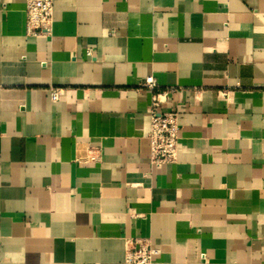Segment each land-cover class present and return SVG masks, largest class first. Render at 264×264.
<instances>
[{
    "label": "crops",
    "instance_id": "1",
    "mask_svg": "<svg viewBox=\"0 0 264 264\" xmlns=\"http://www.w3.org/2000/svg\"><path fill=\"white\" fill-rule=\"evenodd\" d=\"M26 19L0 0V264H124L137 241L154 264H264V0H54L39 37ZM149 77L179 114L161 167Z\"/></svg>",
    "mask_w": 264,
    "mask_h": 264
},
{
    "label": "built area",
    "instance_id": "2",
    "mask_svg": "<svg viewBox=\"0 0 264 264\" xmlns=\"http://www.w3.org/2000/svg\"><path fill=\"white\" fill-rule=\"evenodd\" d=\"M27 35L39 37L51 35L54 20V0H26ZM88 55H93L89 52ZM142 88L152 93L150 107V161L157 167L173 164L177 161L179 146V114L166 112L164 107L174 90H163L153 78H147ZM51 100L56 102L61 91L51 89ZM155 250L146 241L129 243L125 252L124 264H154Z\"/></svg>",
    "mask_w": 264,
    "mask_h": 264
}]
</instances>
